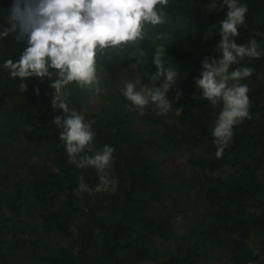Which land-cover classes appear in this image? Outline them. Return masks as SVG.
Instances as JSON below:
<instances>
[{
	"label": "trees",
	"instance_id": "obj_1",
	"mask_svg": "<svg viewBox=\"0 0 264 264\" xmlns=\"http://www.w3.org/2000/svg\"><path fill=\"white\" fill-rule=\"evenodd\" d=\"M13 3L0 0V27L8 26ZM240 3L249 10L237 43L256 39L264 50V0ZM222 4L223 0H169L166 23L145 28L141 44L151 56L157 46L164 48L165 64L178 71L175 87L181 90L178 101L175 87L167 94L178 114L171 121L157 119L163 128L158 140L131 136L125 118L84 112L81 97L69 93L70 106L86 121L95 120V148L107 144L115 149L112 171L119 183L114 193L78 191L81 175L90 188L99 178L94 168L68 163L65 145L58 139L62 128L53 123L63 112L51 103L55 77H30L24 81L26 91H21L22 81L12 78L3 64L18 60L26 41H16L14 34L0 38L2 134L44 147L57 167L52 171L25 161L26 171L11 181L9 190H0V264H11L21 252L33 264H201L212 255L233 264H264V55L233 65L255 70L242 81L250 88L251 118L234 126L221 158L215 155L212 127L222 106L204 99L194 80L205 56L219 57L220 21L227 13ZM125 49L98 54L97 64L121 61ZM144 68L136 76L149 84L156 68L153 63L150 70ZM155 146L193 152L192 174L184 182L203 193L208 205V212L176 243L175 251L158 262L153 249L157 241L175 238L184 193L153 156ZM0 179L10 180L1 173ZM23 215L39 221L28 224ZM255 230L260 231L257 240Z\"/></svg>",
	"mask_w": 264,
	"mask_h": 264
},
{
	"label": "clouds",
	"instance_id": "obj_2",
	"mask_svg": "<svg viewBox=\"0 0 264 264\" xmlns=\"http://www.w3.org/2000/svg\"><path fill=\"white\" fill-rule=\"evenodd\" d=\"M169 0H14L7 27H0V38L14 34L16 41H26V47L18 60L7 59L3 67L12 78H19L21 91H26V79L37 76L55 77L50 87L52 107L62 109L61 115L53 118V123L62 128L58 139L65 145L68 163L77 168H94L99 183L90 188L79 177L78 191L94 193H114L119 183L113 176V146H94L96 133L92 125L95 120L86 121L85 115L71 107L66 87L75 83L81 89L101 91L97 70V56L109 49L123 50L145 38L148 25L166 23ZM227 7L226 17L220 21L218 43L219 57L205 56L202 69L195 77V84L202 97L213 106L221 105V111L214 121L212 136L216 146V157L221 158L234 135V126L250 119V88L242 83L254 73V68L241 65L245 58L259 59L264 50L256 39L247 43H237L241 26L246 25L248 5L240 0H223ZM135 55V52L132 53ZM146 56L143 49L135 55L133 69ZM156 71L149 84L140 85L135 81L124 82L121 93L129 101L134 111L143 115L146 107L155 105L161 115L172 109L168 92L176 86L178 71L165 66V50L157 46L152 58ZM176 88V87H175ZM37 94L39 89L36 90ZM181 90L176 88L175 100ZM82 153H91L84 154Z\"/></svg>",
	"mask_w": 264,
	"mask_h": 264
},
{
	"label": "rangeland",
	"instance_id": "obj_3",
	"mask_svg": "<svg viewBox=\"0 0 264 264\" xmlns=\"http://www.w3.org/2000/svg\"><path fill=\"white\" fill-rule=\"evenodd\" d=\"M127 48L122 53V59L113 64H97L98 74L100 76L101 91L97 95L94 90L81 89L75 83L66 87L67 93L77 94L84 102L83 111L92 112L99 117H122L127 120L126 131L137 139H150L158 140L163 133L161 124L157 121L158 118L171 121L174 116L178 114V109L172 105L171 111L166 115H161L155 105L146 107L143 115L138 111L130 110L132 105L127 101L121 93V88L124 82L131 79L135 81L142 65L145 70H150V63H152L153 55L151 56L146 52L145 48L140 41L126 46ZM138 49H143L146 56L142 59V63L137 65L135 69L131 67L135 63V55H138ZM135 52V55L132 53ZM166 67L172 66L165 64ZM264 80V71L261 74ZM140 79V78H139ZM140 79V85L142 86ZM3 125L0 123V173L7 174L10 179L9 182L0 181V190H9L11 181L15 180L17 176L26 169L24 162L34 163L44 166L47 170H56V165L48 158L44 147H36L27 142L23 137L9 138L2 134ZM153 156L156 158L161 167L170 176L171 181L180 186L183 191V203L179 216L175 220V238L171 240H159L156 242L153 249L155 261L161 260L163 255L172 254L176 249V243L189 232V230L199 222L202 216L208 212V205L204 199V194L191 188L188 181L184 182V178H190L192 174L191 157L193 152L191 150H166L162 151L158 147H154L152 151ZM1 180V179H0ZM180 183H184L181 186ZM4 207V205H2ZM23 219L28 224L37 223L39 221L31 218L28 215H23ZM253 238L255 240L260 238V231H253ZM15 251V250H14ZM17 258V259H15ZM14 258L11 264H33V259L26 253H19ZM201 264H233L224 258H218L212 255ZM255 264V263H250Z\"/></svg>",
	"mask_w": 264,
	"mask_h": 264
}]
</instances>
